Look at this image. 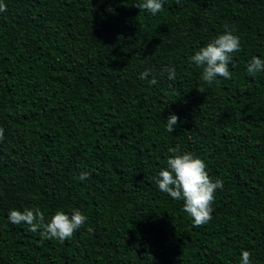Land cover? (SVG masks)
<instances>
[{"label":"trees","instance_id":"1","mask_svg":"<svg viewBox=\"0 0 264 264\" xmlns=\"http://www.w3.org/2000/svg\"><path fill=\"white\" fill-rule=\"evenodd\" d=\"M3 2L0 264H240L245 250L264 264V72H247L264 59V0H164L156 15L144 0ZM225 26L241 49L208 85L190 57ZM176 147L224 182L201 227L155 182ZM35 207L87 221L41 240L8 220Z\"/></svg>","mask_w":264,"mask_h":264},{"label":"clouds","instance_id":"2","mask_svg":"<svg viewBox=\"0 0 264 264\" xmlns=\"http://www.w3.org/2000/svg\"><path fill=\"white\" fill-rule=\"evenodd\" d=\"M176 3L179 4L180 0H176ZM134 6L156 15L163 11L164 0H144L143 3ZM6 11L7 5L3 0H0V13ZM240 49V37L234 34L233 29L225 26L223 33L196 51L190 57V61L202 69V81L212 85L218 77L232 78L229 64L233 54L239 52ZM166 71L169 80L176 79L175 68L169 67ZM247 72L253 77L259 72H264V59L253 56L247 64ZM148 76L149 71L145 70L140 73L139 78L145 80ZM148 83L155 85L157 80L153 77ZM178 121L179 117L176 114H171L166 120V130L170 133L174 132L178 126ZM4 138V129L0 127V142ZM168 151L173 155L167 159L166 167L158 173L155 181L158 189L174 200L184 201L182 211L188 214L194 227L206 225L212 219V204L215 193L217 189H223V180H213L206 171L205 162L192 153H181L178 147L169 148ZM89 175L88 172L84 171L79 174L77 179L83 181ZM8 220L14 225L26 224L27 230L33 233L38 232L41 240L64 242L70 240L74 233L85 225L87 216L76 209L72 210L71 215L62 210H57L49 220H46L41 209L35 207L25 208L23 211L10 210ZM250 257L249 251H242L240 264H251Z\"/></svg>","mask_w":264,"mask_h":264}]
</instances>
